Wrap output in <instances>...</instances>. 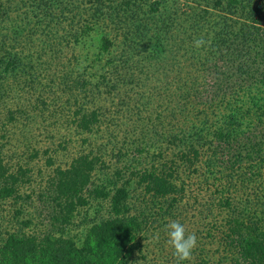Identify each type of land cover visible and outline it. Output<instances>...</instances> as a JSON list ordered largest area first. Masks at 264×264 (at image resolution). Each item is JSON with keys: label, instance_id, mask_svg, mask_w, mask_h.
I'll list each match as a JSON object with an SVG mask.
<instances>
[{"label": "trees", "instance_id": "obj_1", "mask_svg": "<svg viewBox=\"0 0 264 264\" xmlns=\"http://www.w3.org/2000/svg\"><path fill=\"white\" fill-rule=\"evenodd\" d=\"M19 1L22 25L0 0V264H264V0ZM66 48L69 108L42 76ZM150 80L164 98L117 130ZM51 102L78 139L40 149Z\"/></svg>", "mask_w": 264, "mask_h": 264}, {"label": "rangeland", "instance_id": "obj_2", "mask_svg": "<svg viewBox=\"0 0 264 264\" xmlns=\"http://www.w3.org/2000/svg\"><path fill=\"white\" fill-rule=\"evenodd\" d=\"M182 1V0H181ZM12 4L10 5V7H12L11 8V20H10V22L11 21H13V20H18L17 21V23L18 24H20V25H22L21 24V20L20 19H22V15H23V12L24 13H26L25 11H26V8H25V6H23L24 4L23 3H20V1L19 0H14V3L13 2H11ZM9 7V6H8ZM87 6L83 3V4H81V8L83 9L82 10V12L81 13H79L78 12V9H75L74 10V12H72V13H68V14H66L65 15V18H63L64 19V22H62V24L61 25H59V26H57L56 27V29H63L64 30V32H67V30H74V29H80L79 27H80V25L82 26V20L84 19V21H85V19H86V17L88 18L89 17V11L87 10V8H86ZM38 12H40L39 10H38ZM84 12H86V15L84 14ZM77 14V17L76 18H73L74 17V14ZM25 15V14H24ZM88 15V16H87ZM80 19V22L78 21ZM87 20V19H86ZM26 22V21H25ZM55 22V21H54ZM27 23V22H26ZM26 23H24L25 25L24 26H26ZM10 24V23H9ZM9 24L7 23V21H6V23L4 24V26H9ZM55 32H57L55 29H54V31H53V35L55 34ZM40 32H39V30H35V35L38 37V36H41V35H38ZM63 34V32L60 30V32L57 34V35H55V37H54V39L55 38H57V37H59L60 35H62ZM23 35H25V34H23ZM24 38V37H23ZM12 39H13V37H12ZM50 39V42L51 41H53V40H51L52 38H47L46 37V35L44 36V35H42L41 37H38V39L36 40V43L34 44L35 46H36V48H37V46H40L41 44H43V42L45 41V43H49L48 42V40ZM17 40H19V41H17V42H15V41H13L12 43L14 44V47L16 46V49H21L20 47H24L25 45H26V43L27 42H25L26 40H23L22 38H19V39H17ZM12 44H10V45H8L7 46V49H10L12 46H11ZM71 48V47H70ZM70 48H66L65 49V53H64V56L62 57V59H61V61L60 62H57L56 64H53V65H51V67H52V69L51 70H47L46 72H43L42 73V76L44 75V76H46V77H48V78H51V77H53V78H55V87H54V90L55 89H58V91H57V94H54V96L56 97H59L60 99H59V101H60V104H62L63 103V106L62 107H65V106H67L68 108L71 106V104H67V102H66V100L70 97V95L69 94H67V93H62V91L60 90L61 89V87L60 86H58V84H57V81H59V79H60V77L62 76V67H67V70H69V68L71 69V66L70 65H68V62L70 63V60L73 58V56H72V53H74V52H71V50L72 51H74L73 49H70ZM4 50H6L5 48H3ZM2 53H3V51H2ZM45 57H47V56H45ZM62 63H63V66H62ZM73 66V65H72ZM45 68H49V65L48 66H45ZM55 69V70H54ZM43 76V77H44ZM40 78H42L41 76H40ZM44 79V78H43ZM43 79H41L43 82H45V80H43ZM151 79V78H150ZM152 80V79H151ZM150 80V81H151ZM14 86H15V83H14V81H12V80H10V87H13L14 88ZM161 88H165V84H159V83H154L153 81H151V83L149 82V83H147V87H144L143 88V93H144V97H142L141 96V93H142V90L140 91V92H138V90H136V92L137 93H132L131 95H133V96H131V97H133V99H131V104L130 105H128L129 107H130V111H131V113L133 114V111L135 112V114H133L132 115V118H131V120H130V118L129 117H127V114H126V112L124 113V115H122L121 117H119V116H117V118L119 119V121H116V122H118L119 124H118V127H117V130L118 129H120V127H123V130H124V128H130V126H132V124L134 123L133 122V118L135 119V118H138V116H137V114H136V110H135V108H134V102H136V103H138L139 105L141 104L142 105V103L144 104L145 103V101H148V102H152L153 104H151L150 106H146L147 108H148V110H149V108H154L155 109V107H156V105L157 104H159L160 102H161V100H160V98H164V90H161ZM23 89V88H22ZM28 90L29 89H26V90H24L25 91V94H22V96L23 97H25L26 99L27 98H30L31 97V100L32 99H34L35 98V96H33V95H35L36 94V91L35 90H33L34 91V93H33V95H32V93L30 92V93H28ZM15 92V91H14ZM38 93V92H37ZM143 95V94H142ZM21 96V97H22ZM159 96V97H158ZM20 97H18V99H19ZM16 99V98H15ZM73 99L71 98L70 100H68L69 102H71ZM15 101L16 100H14V101H11V102H9L8 103V105L10 106V107H12V108H15ZM117 102H118V99L116 100ZM133 102V103H132ZM58 106H59V104H58ZM58 106H55L54 105V103L53 102H51V106H50V108H49V110H47V111H45V113L43 114V116H42V118H40L39 119V121H40V123L41 124H36L35 126H34V128L32 129V131H33V135H34V139L36 140V145L38 146V148H42V147H44V146H46V144L48 143V140H47V136H48V134H49V132H50V130L51 131H55V135H56V141H58V140H60V139H66V137H67V139H73V140H76V139H78V138H76L75 136H74V131L73 130H68V128H67V123L65 122V120L64 119H62V121H59V123H57V126H56V124H52L53 123V121H54V123L56 122V120H51V119H54V118H50V117H53L52 116V114L53 113H59V111H58ZM143 108V107H142ZM1 110H2V107H0V113H1ZM143 110H144V108H143ZM61 112H63V110L61 111ZM142 113H143V115L145 116L147 113H145L144 111H141ZM151 113V112H150ZM149 113V111H148V115L150 114ZM60 114V113H59ZM56 116H59L58 114H55ZM47 116L49 117L48 118V120H47ZM130 120V121H129ZM41 121H43V122H41ZM50 125V126H49ZM53 125V126H52ZM54 126H56V127H58V128H60L61 129V131H59V133H58V131H57V129L54 127ZM47 127V128H46ZM46 128V129H45ZM54 129V130H53ZM127 129H125V131L127 130ZM104 130V132H105V129H103ZM61 133V134H60ZM120 133H121V131H120ZM32 134V133H31ZM17 137V139H21V137H19L18 135L16 136ZM100 137H102L101 136V133H96L95 134V138H94V140H93V145L96 147L97 146V142L98 141H100ZM98 139V140H97ZM21 141V140H20ZM14 142V141H13ZM14 143H17L18 145H19V149H20V151L22 150V146H23V144H21V142H18V140L16 141V142H14ZM73 146L71 145L70 146V150H69V152H72V154H76L79 150H80V148H72ZM19 151V152H20ZM66 157V156H65ZM59 159V161H61V162H63V159H64V155L62 154L61 155V157H59L58 158ZM94 204H92V208L89 210V212H90V216H92V217H95L96 215H97V211L100 209L99 207V204L98 203H96V202H93ZM106 205V204H105ZM98 208V210H97V208ZM80 218H82V216L81 217H79V219Z\"/></svg>", "mask_w": 264, "mask_h": 264}]
</instances>
